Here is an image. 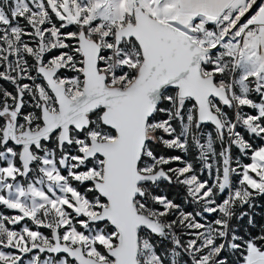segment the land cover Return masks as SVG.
<instances>
[{
    "label": "snow or ice",
    "instance_id": "6c2138e0",
    "mask_svg": "<svg viewBox=\"0 0 264 264\" xmlns=\"http://www.w3.org/2000/svg\"><path fill=\"white\" fill-rule=\"evenodd\" d=\"M0 264H264V0H0Z\"/></svg>",
    "mask_w": 264,
    "mask_h": 264
}]
</instances>
